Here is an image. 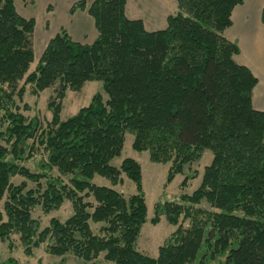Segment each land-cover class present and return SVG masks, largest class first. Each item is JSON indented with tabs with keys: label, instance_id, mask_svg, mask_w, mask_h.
I'll list each match as a JSON object with an SVG mask.
<instances>
[{
	"label": "trees",
	"instance_id": "16d2710c",
	"mask_svg": "<svg viewBox=\"0 0 264 264\" xmlns=\"http://www.w3.org/2000/svg\"><path fill=\"white\" fill-rule=\"evenodd\" d=\"M242 3L177 0L167 28L148 32L127 18V0H94L88 9L82 0L70 13L88 11L96 40L75 42L62 28L30 73L36 21L22 17L14 0H0V242L10 252L18 236L27 257L45 245L51 256L73 255L82 264H101L102 255L114 264H264V112L252 105L257 79L236 63L240 48L224 36ZM92 81L102 82L103 94L63 121L67 93ZM26 86L34 96L54 88L49 124L21 112L17 98ZM126 134L134 137L133 150L170 164L167 184L204 152L213 154L192 194L156 205L150 223L164 216L177 227L157 258L137 249L148 222L141 166L132 158L111 164ZM36 146L47 155L40 172L24 165ZM123 175L135 195L113 188ZM95 176L113 187L94 184ZM15 177L24 181L15 185ZM65 202L73 214L64 222L52 218L42 228L33 217L36 208L49 215Z\"/></svg>",
	"mask_w": 264,
	"mask_h": 264
},
{
	"label": "rangeland",
	"instance_id": "374dc122",
	"mask_svg": "<svg viewBox=\"0 0 264 264\" xmlns=\"http://www.w3.org/2000/svg\"><path fill=\"white\" fill-rule=\"evenodd\" d=\"M80 1L82 0H14L16 10L22 17L34 19L36 21L35 31L32 36L34 63L30 68V73L34 71L48 42L62 28L70 34L75 42L81 44L91 43L96 39H94V37L98 32L93 23L94 19L88 14L90 20L86 21L87 17L85 15L80 14L78 17H75L74 14L70 13L73 5ZM22 86L23 82L20 83L19 87ZM25 89L26 92L22 101L17 98L21 112L29 119L39 117L44 125L49 124L52 114L48 109V103L54 96V88L46 89L39 96L32 95L29 86H26ZM96 93L103 94V84L100 81L87 82L79 92L69 91L64 100L61 114L62 120H67L69 117L76 115L80 109L88 106ZM25 106H28L29 110H25ZM133 140V135L126 134L122 155L115 158L111 164L115 167H120L124 159L132 158L141 166L142 186L147 205L148 222L142 228L141 235L137 242V249L148 257L157 258L159 248L169 240L177 227L169 224L164 216L161 217V222L158 225L154 226L150 223V220L155 215L156 205L166 201L179 202V196L182 193L192 194L199 187L204 168L211 164L213 154L210 151L204 152L201 160L186 166L183 175H177L171 183L167 184L166 179L170 164H157L151 162L149 152L139 153L133 150ZM35 150L33 158L24 162V165L33 172H40V166L43 161L46 160L47 155L39 146H36ZM52 176L57 177L59 173L53 171ZM186 176H189L191 180L188 186L182 189L181 184ZM193 176H195L196 179L192 180V178H194ZM62 178L65 183H69L70 177ZM123 178V184L116 187H113L109 180L100 176H95L93 183L98 186L113 187L122 192L126 197L135 195L136 185L125 175H123ZM23 181L24 179L22 177H15L12 180L15 185ZM43 183H45V181H43ZM28 185L29 188H35V185L32 183ZM202 206L209 208L206 203H203ZM72 214V205L69 202H65L58 211H54L49 215H45L41 208H36L33 212V217L41 222L42 228H45L52 218H58L64 222ZM181 223L185 228L189 226L188 221H182ZM94 229L97 230V227H94ZM14 241L17 243V247L13 252H10L7 246L0 242V264L10 257L15 258L18 264H82V261L78 260L73 255H66L65 257L51 256L47 253L45 245L35 250L32 257H27L23 252L22 246L18 243V236L14 237ZM99 258L98 263L114 264L105 261L103 255Z\"/></svg>",
	"mask_w": 264,
	"mask_h": 264
},
{
	"label": "crops",
	"instance_id": "0c3cea01",
	"mask_svg": "<svg viewBox=\"0 0 264 264\" xmlns=\"http://www.w3.org/2000/svg\"><path fill=\"white\" fill-rule=\"evenodd\" d=\"M85 2L87 8H89L94 0H85ZM263 12L264 0H243V3L235 7L232 12V26L224 32V36L228 40L235 42L240 48V54L234 58L236 63L248 68L257 79V84L252 94V105L259 112H264ZM177 13V0H127V18L130 20H141L148 32L166 29L168 18ZM80 14L87 17L86 21L90 20L87 10L76 11L74 16L78 17ZM93 23L95 25V22ZM97 36L98 33L94 39Z\"/></svg>",
	"mask_w": 264,
	"mask_h": 264
}]
</instances>
